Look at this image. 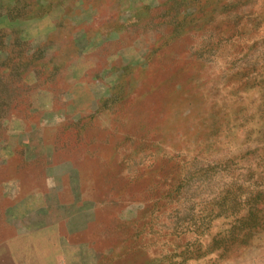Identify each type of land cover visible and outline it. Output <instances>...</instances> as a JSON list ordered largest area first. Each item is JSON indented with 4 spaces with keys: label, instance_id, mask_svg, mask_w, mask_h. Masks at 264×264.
<instances>
[{
    "label": "rangeland",
    "instance_id": "obj_1",
    "mask_svg": "<svg viewBox=\"0 0 264 264\" xmlns=\"http://www.w3.org/2000/svg\"><path fill=\"white\" fill-rule=\"evenodd\" d=\"M0 264H264V0H0Z\"/></svg>",
    "mask_w": 264,
    "mask_h": 264
}]
</instances>
